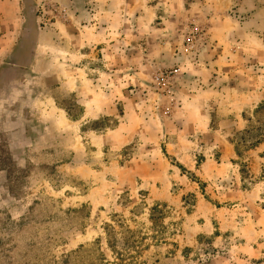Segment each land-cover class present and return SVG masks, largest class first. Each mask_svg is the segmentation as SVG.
Instances as JSON below:
<instances>
[{
    "label": "rangeland",
    "instance_id": "1",
    "mask_svg": "<svg viewBox=\"0 0 264 264\" xmlns=\"http://www.w3.org/2000/svg\"><path fill=\"white\" fill-rule=\"evenodd\" d=\"M262 104L264 0H0V264H264Z\"/></svg>",
    "mask_w": 264,
    "mask_h": 264
},
{
    "label": "trees",
    "instance_id": "2",
    "mask_svg": "<svg viewBox=\"0 0 264 264\" xmlns=\"http://www.w3.org/2000/svg\"><path fill=\"white\" fill-rule=\"evenodd\" d=\"M263 113H264V104H262L261 106H259L257 108V110L255 111V116L258 114H263ZM258 120L259 119L256 118L255 122L259 123ZM247 134H251L253 136V139H254L253 142H251V144L249 146L250 148H254L257 145L262 144V142L264 140V129L263 128H261V127L260 128H253L251 131H247ZM236 153L238 154V152H236ZM263 158H264V154H263ZM263 174H264V171H263ZM161 214H163V210L160 209L158 206L151 208L149 210V222L152 225L156 224L160 220L159 215H161ZM105 229H106L105 231H107L105 233V235L107 237V242L110 246L111 244L115 243L114 239L116 237V234L113 232V230H112L113 228L110 225H106ZM128 233L130 234V237L128 239H131V237L134 236L135 232L128 230ZM142 240L144 241L145 239H142ZM110 242H112V243L110 244ZM135 244H136V242H131V244H129V245L127 244L126 246L128 248L129 247L135 248V247H137ZM110 247L112 248V246H110Z\"/></svg>",
    "mask_w": 264,
    "mask_h": 264
}]
</instances>
